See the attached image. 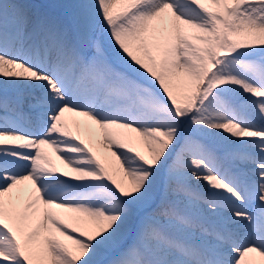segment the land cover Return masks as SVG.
Returning <instances> with one entry per match:
<instances>
[{
  "label": "snow or ice",
  "instance_id": "6c2138e0",
  "mask_svg": "<svg viewBox=\"0 0 264 264\" xmlns=\"http://www.w3.org/2000/svg\"><path fill=\"white\" fill-rule=\"evenodd\" d=\"M0 264H264V0H0Z\"/></svg>",
  "mask_w": 264,
  "mask_h": 264
},
{
  "label": "rangeland",
  "instance_id": "374dc122",
  "mask_svg": "<svg viewBox=\"0 0 264 264\" xmlns=\"http://www.w3.org/2000/svg\"><path fill=\"white\" fill-rule=\"evenodd\" d=\"M22 2L31 4V5H36L43 9L49 5L61 2V0H22Z\"/></svg>",
  "mask_w": 264,
  "mask_h": 264
},
{
  "label": "bare ground",
  "instance_id": "6f19581e",
  "mask_svg": "<svg viewBox=\"0 0 264 264\" xmlns=\"http://www.w3.org/2000/svg\"><path fill=\"white\" fill-rule=\"evenodd\" d=\"M68 116H69V119H72L71 114H68ZM76 119H82V118H76Z\"/></svg>",
  "mask_w": 264,
  "mask_h": 264
}]
</instances>
